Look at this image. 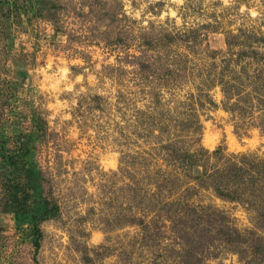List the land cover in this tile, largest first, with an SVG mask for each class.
I'll return each mask as SVG.
<instances>
[{
  "label": "rangeland",
  "instance_id": "374dc122",
  "mask_svg": "<svg viewBox=\"0 0 264 264\" xmlns=\"http://www.w3.org/2000/svg\"><path fill=\"white\" fill-rule=\"evenodd\" d=\"M46 1L0 0V264H264V204L225 199L202 173L264 161V83L226 46L239 29L264 36V0ZM29 161L59 208L38 245L11 212L32 196ZM165 179L161 198L210 218L127 190Z\"/></svg>",
  "mask_w": 264,
  "mask_h": 264
},
{
  "label": "trees",
  "instance_id": "16d2710c",
  "mask_svg": "<svg viewBox=\"0 0 264 264\" xmlns=\"http://www.w3.org/2000/svg\"><path fill=\"white\" fill-rule=\"evenodd\" d=\"M49 1L50 0H47L45 4L52 7L56 5L53 1L48 3ZM29 4L34 5L30 2ZM31 9L32 8H30V10ZM262 34L257 36L254 32H246L242 29H239L238 33L230 34L228 35L230 38H226V46L229 48V50L233 51L237 49V59L235 61L238 65L242 62H245V60H247L248 58H250L249 60H252V62L254 63V68L252 69V78L253 84L255 85L258 83H264L262 82L264 78H260L264 74V51L259 53L255 49L258 46L264 49V36ZM164 38L169 39V36H166V34H164ZM152 41L153 37L150 40L146 39L145 45L150 48L153 43ZM166 148V162L169 165V145ZM217 150L218 148L214 149V151H212V154H215ZM174 151H176V149ZM188 154L191 153L178 150L176 156H182L181 158L183 159ZM242 156L243 155H241V157ZM260 163L261 164L259 165L261 168L244 158L243 160H241L240 164L238 162H234V159H232L227 167V171L224 170L226 169V166L222 167L224 173L209 174L206 172V170H203L202 173L206 174V177L211 178L212 182L209 183L208 181V183L206 184H209L208 187H210L215 193H217V195L225 197V199L240 202L247 207H253L262 205V203L264 204V182L260 180L261 178L264 179V161H260ZM186 167L187 171L190 169H196L195 164L192 161H188ZM219 169L221 170V167H219ZM36 170V164L31 161H29L24 167V173L26 175V189L32 191L33 193L32 196H29L26 199L22 200L20 205H14L11 212L13 213L15 229L23 233V235L31 237L34 241V244L38 245L37 241L41 236L39 224L42 221L55 217L58 213L59 208L53 201L52 203L50 202V196L43 194L41 185L38 182L39 174ZM202 173L197 172V174L194 175V178L197 181H201L200 184H204V182L207 181L204 179L200 180L199 177L202 178V176H204L202 175ZM168 182L169 180L165 179L162 183L157 184L159 193H149L145 189H143L144 187H138L136 185L131 188L130 186L127 187V190L133 191L130 197L136 205L141 206L142 203H145L149 205V208L147 209L154 210L156 213L163 211L169 217V210L175 212H180L181 210H183V212H185L184 217L186 218L191 217L192 219H198L199 221H202L204 219L203 222L207 221V219L210 218L205 206L196 207L189 203L191 205L190 206L189 204H187V202L179 203L175 200L169 201L166 198H161L160 191L164 187H167ZM204 187H207V185H204ZM206 215L207 218L205 220ZM137 218L138 217H136L135 219L138 220L139 223L143 221L141 220L142 218ZM218 230H220L219 226ZM146 239L147 237L145 238V240ZM192 241L198 242L192 245ZM192 241L184 242V247H186L187 245L192 247H194L195 245L199 246L201 243L200 241L206 240L193 238ZM208 243L204 242V244L202 245L208 247L210 246ZM202 245H200L199 248H201Z\"/></svg>",
  "mask_w": 264,
  "mask_h": 264
}]
</instances>
